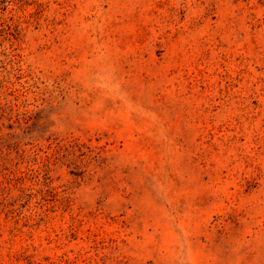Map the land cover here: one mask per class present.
Listing matches in <instances>:
<instances>
[{"label":"rangeland","instance_id":"1","mask_svg":"<svg viewBox=\"0 0 264 264\" xmlns=\"http://www.w3.org/2000/svg\"><path fill=\"white\" fill-rule=\"evenodd\" d=\"M0 264H264V0H0Z\"/></svg>","mask_w":264,"mask_h":264}]
</instances>
